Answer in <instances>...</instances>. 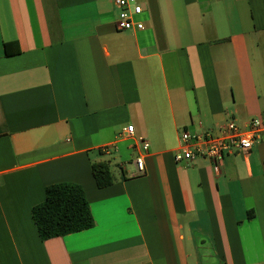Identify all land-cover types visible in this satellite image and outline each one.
<instances>
[{
	"label": "crops",
	"instance_id": "0c3cea01",
	"mask_svg": "<svg viewBox=\"0 0 264 264\" xmlns=\"http://www.w3.org/2000/svg\"><path fill=\"white\" fill-rule=\"evenodd\" d=\"M138 1L121 31L113 0H0V264H264V139L218 175L175 160L182 130L264 114V0ZM64 182L95 225L41 240L31 209Z\"/></svg>",
	"mask_w": 264,
	"mask_h": 264
},
{
	"label": "built area",
	"instance_id": "2783aa9c",
	"mask_svg": "<svg viewBox=\"0 0 264 264\" xmlns=\"http://www.w3.org/2000/svg\"><path fill=\"white\" fill-rule=\"evenodd\" d=\"M118 8L115 21L116 28L121 31H140L145 29V24L140 16L143 7L138 0H113ZM134 134L133 127L128 125L121 132L124 139L131 138ZM264 139V114L253 117L243 127L234 120H229L221 125L217 133H192L182 130L180 143L175 152L177 162L191 161L195 158L208 159L215 174L220 173V165L224 156L228 153L237 152L245 157L248 165V155L253 146ZM143 150L135 159L137 175L145 173V155L149 150V143L145 139L139 140ZM102 152L110 154L111 146L102 147ZM250 172V168L248 169Z\"/></svg>",
	"mask_w": 264,
	"mask_h": 264
},
{
	"label": "trees",
	"instance_id": "16d2710c",
	"mask_svg": "<svg viewBox=\"0 0 264 264\" xmlns=\"http://www.w3.org/2000/svg\"><path fill=\"white\" fill-rule=\"evenodd\" d=\"M7 55L17 54V41L4 44ZM92 172L98 187L113 183V175L108 162L92 165ZM31 215L41 240L62 237L80 232L95 225V220L82 186L64 182L45 189V200L31 209Z\"/></svg>",
	"mask_w": 264,
	"mask_h": 264
}]
</instances>
